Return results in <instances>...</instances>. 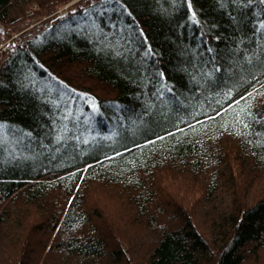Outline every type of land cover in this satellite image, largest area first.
<instances>
[{
	"label": "trees",
	"instance_id": "1",
	"mask_svg": "<svg viewBox=\"0 0 264 264\" xmlns=\"http://www.w3.org/2000/svg\"><path fill=\"white\" fill-rule=\"evenodd\" d=\"M2 43L0 264H264V0H0Z\"/></svg>",
	"mask_w": 264,
	"mask_h": 264
},
{
	"label": "rangeland",
	"instance_id": "2",
	"mask_svg": "<svg viewBox=\"0 0 264 264\" xmlns=\"http://www.w3.org/2000/svg\"><path fill=\"white\" fill-rule=\"evenodd\" d=\"M74 1H75V0H74ZM68 6H69V4H66V5L62 6L61 8H59L58 13H59V14H64L65 11L67 10ZM1 46H3V43L0 44V47H1ZM226 199H227V197H224V200H225V201H226Z\"/></svg>",
	"mask_w": 264,
	"mask_h": 264
},
{
	"label": "built area",
	"instance_id": "3",
	"mask_svg": "<svg viewBox=\"0 0 264 264\" xmlns=\"http://www.w3.org/2000/svg\"><path fill=\"white\" fill-rule=\"evenodd\" d=\"M18 33L14 34L13 37H17Z\"/></svg>",
	"mask_w": 264,
	"mask_h": 264
}]
</instances>
